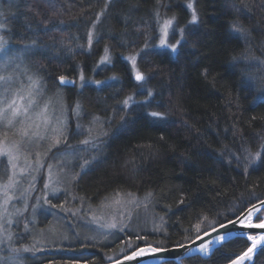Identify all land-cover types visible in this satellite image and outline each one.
I'll return each instance as SVG.
<instances>
[{"label":"trees","instance_id":"obj_1","mask_svg":"<svg viewBox=\"0 0 264 264\" xmlns=\"http://www.w3.org/2000/svg\"><path fill=\"white\" fill-rule=\"evenodd\" d=\"M3 1L6 42L29 48V64L64 95L66 111H88L103 126L101 161L51 206L125 199L140 217L108 243L87 244V253L46 255L37 264H106L143 247L184 245L264 200V0ZM169 19L171 41L181 40L174 53L156 48L158 25ZM61 77L90 84L76 92L60 87ZM248 247L234 239L181 264H228ZM253 264H264V248Z\"/></svg>","mask_w":264,"mask_h":264},{"label":"rangeland","instance_id":"obj_2","mask_svg":"<svg viewBox=\"0 0 264 264\" xmlns=\"http://www.w3.org/2000/svg\"><path fill=\"white\" fill-rule=\"evenodd\" d=\"M189 13L191 17V9ZM165 21L158 25L156 48L174 53L170 45L181 40L171 41L172 26L166 38L169 47L159 44ZM4 31L0 27V264H37L46 255L87 253V244L108 243L130 222L139 223L137 203L115 199L98 208L83 209L80 204L75 210L51 206L101 161L103 126L88 111H66L64 95L41 83L29 64V48L10 46ZM129 65L133 80L141 84L131 61ZM87 84L90 81L78 80L74 90ZM263 220L264 210L254 223ZM150 223L142 219L143 226Z\"/></svg>","mask_w":264,"mask_h":264},{"label":"water","instance_id":"obj_3","mask_svg":"<svg viewBox=\"0 0 264 264\" xmlns=\"http://www.w3.org/2000/svg\"><path fill=\"white\" fill-rule=\"evenodd\" d=\"M64 83H61L60 78L57 79V83L60 87L69 88L72 89L75 86V81L69 78H64ZM264 210V200L253 205L249 209H247L244 213H242L238 218L232 220L234 222L233 224H229L228 222L224 223L228 229H231L234 235H230L229 232L225 231L224 229L220 228V225L216 227L218 230L217 232H213V230L208 231L209 235L205 236L204 234L201 235L202 240H198L197 238L193 241L184 244V247L178 248V247H172L167 248L166 251L163 252H152L151 248L153 247H143L140 249H137L136 251H140L143 249V254L136 256L135 259H126V257L131 256L133 254L130 253L118 260H115L113 262H109L106 264H166L170 262H174L176 264H181L182 261L193 258V257H200L203 259L209 258L213 252L218 249L220 246L234 240V239H244L250 244V240L248 239L249 236L253 237H261L264 236V228H257L254 226L249 225H256L254 223V220L256 216ZM249 213L251 215L249 216ZM251 219V220H250ZM262 223V222H261ZM260 224V223H258ZM223 236L224 240L219 241L217 240V236ZM209 241H212L211 244H209ZM201 243L209 244V252L207 254H204L198 250L199 245ZM250 247V246H249ZM248 247V248H249ZM264 248V241L262 242L261 246L258 247L256 252L254 253L252 259L247 262V264H253L254 259L258 252H260ZM248 250V249H247ZM247 250L245 252H247ZM134 251V252H136ZM244 252V253H245ZM242 253L241 255H243ZM240 255V256H241ZM238 256V257H240ZM237 257V258H238ZM235 258L234 260H236ZM232 260V261H234ZM232 261L228 264H232ZM247 259L241 262V264H244Z\"/></svg>","mask_w":264,"mask_h":264},{"label":"snow or ice","instance_id":"obj_4","mask_svg":"<svg viewBox=\"0 0 264 264\" xmlns=\"http://www.w3.org/2000/svg\"><path fill=\"white\" fill-rule=\"evenodd\" d=\"M187 7L192 10V16H191V20L189 21V23L190 24H196V23H198V16H197L196 10H195V8L193 6V3L189 2L187 4ZM173 19H175V17H173ZM173 19H169V20H166L164 22V25H163V28H162V35H161V38H160V41H159V44H160L161 47H169V45H168V43L166 41V38L168 36V28L170 26H172V24H173ZM3 26L4 25L0 24V27H3ZM233 29L235 31H238V32H242L243 31V29L240 28L238 25H233ZM180 31L183 34L184 29H181ZM91 40H92V33L90 32L89 33V43H91ZM180 43H181V41L178 40L176 42V44L170 45V47H171V49H172L173 52H176L177 51V45H179ZM105 52L107 53V49H105ZM129 59L131 60L132 65H133V70L135 72V79H136V81H138V82L139 81H143L145 79L144 75L140 71L136 70V57L135 56H132V57H129ZM103 60L107 61L108 60V56L105 55L103 57ZM81 79H83V76L81 77ZM113 79H115V77H113ZM60 80H61V83H64L65 82L63 77H61ZM35 83H36V81H33V84H35ZM96 83L97 84H100L101 82L100 81H96ZM148 96L151 97L152 96V92H149L148 93ZM130 99H131V97H129L128 99H126L124 101V104L127 105L128 104V101ZM13 104H14V102H13ZM16 114H17L16 109L13 108V115H16ZM150 115L153 116V117H161V114L160 113H156V112H153ZM25 135H26V133H25ZM58 142L59 141L57 140V143ZM249 155L251 156V153ZM260 157H261V153H259V152L256 153L255 156H252V158L249 159V164H252L254 160H257ZM246 169H247V166H246ZM250 215H251V213H249V216ZM228 223L229 224H233V226H234V222L233 221L229 220ZM249 226H254V227H257V228H264V222H262L260 224H256V225H249ZM220 228H222L225 231L229 232L230 235H234L235 234V233H233L231 231V229H228L227 226L225 224H223V223L220 224ZM195 230H196L197 233H200V231H201V224H197L195 226ZM212 230H213V232H217L218 231L216 228H213ZM204 235L207 236V235H209V233L207 231H205L204 232ZM196 238L198 240H202V237L200 235H197ZM137 239H141V237H137ZM248 239L253 241V246L250 247V248H248L247 252H245L243 255H241L240 257H238L236 260L232 261V264H241V262L244 261L245 259H251V256L249 254L252 253L253 252V249L256 247V238L253 237V236H249ZM259 239L264 240V236H261ZM217 240L223 241L224 240V237L218 235L217 236ZM211 243H212V241H209V244H211ZM209 244L201 243L199 245L198 250L200 252L204 253V254H207L209 252ZM176 247L182 248V247H184V245H177ZM151 251L154 252V253H156V252L166 251V249L160 248V247H154V248H151ZM142 254H143V249H141L140 251L133 252V254L131 256L126 257V259H129V260L135 259L136 256L142 255Z\"/></svg>","mask_w":264,"mask_h":264},{"label":"bare ground","instance_id":"obj_5","mask_svg":"<svg viewBox=\"0 0 264 264\" xmlns=\"http://www.w3.org/2000/svg\"><path fill=\"white\" fill-rule=\"evenodd\" d=\"M262 222H264V220ZM255 238H256V247L253 249V252L249 254L251 256V259H252L253 255H254V253L256 252V250L258 249V247L261 246L262 242L264 241V240L259 239L260 237H255ZM252 246H253V241L250 240V247H252ZM251 259H247V261L244 262V264H246Z\"/></svg>","mask_w":264,"mask_h":264}]
</instances>
